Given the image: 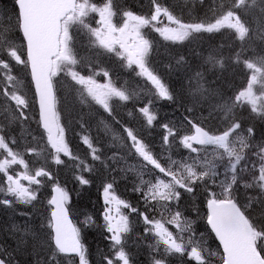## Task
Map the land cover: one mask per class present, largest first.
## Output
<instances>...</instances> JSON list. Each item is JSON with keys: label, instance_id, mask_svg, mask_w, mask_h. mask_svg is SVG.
Instances as JSON below:
<instances>
[{"label": "snow or ice", "instance_id": "snow-or-ice-1", "mask_svg": "<svg viewBox=\"0 0 264 264\" xmlns=\"http://www.w3.org/2000/svg\"><path fill=\"white\" fill-rule=\"evenodd\" d=\"M150 3L154 10L141 15L119 10L114 0H105L103 4L92 0H14L13 13H0V97L4 101L5 121L0 123V174L4 177L0 193L5 196L0 204L9 207L16 202L31 204L38 199L40 185L45 180L52 181L54 195L48 201L51 211L47 218L48 246L52 249L49 264H57L56 257L61 255H74L79 258V264H90L80 229L69 220L67 191L56 182L47 160L32 168L26 159L29 155L38 157L45 150L25 146L20 151V140L13 135L12 125L29 123L32 117L28 111L38 105L37 123L43 130L42 138L46 137L51 161L62 165L65 161L61 157H67L82 173L91 172L93 166L73 154L66 127L61 123L57 78L62 75L70 78L80 86L82 102L90 98L114 120V103L131 101L134 94L114 82L108 69L93 62L85 64L78 58L74 31H86L98 49L115 54L150 83L152 97L137 111L151 127L158 120L153 111L155 103L175 102V93L151 66L153 42L145 30L155 31L173 42L185 41L194 34L231 30L240 48L230 59L240 68L244 80L233 96L221 97L222 103L210 105L213 110L209 111V118L218 121L217 128H206L190 118L200 103L197 100L193 101V107L185 108L182 121L160 125L164 132L163 144L179 143L189 151L187 159H172L171 156L165 159L153 152L138 131L122 125L125 139L130 142L129 149L141 158L145 174L160 175L154 174L149 180L141 177L133 188L141 195L144 211L115 194L114 177L112 182L103 185L104 238L108 241V251L101 252L100 264H133L126 250L127 234L132 231L130 213L142 219L144 233L154 241L150 245L154 249L151 264H169L172 256L186 258L185 264H211L216 253L206 247L202 235L197 236L195 221L178 210L184 195L195 198L200 188L206 198L207 225L223 249L221 264H264V223L258 226L249 214L253 204L264 208V141L254 144L255 129H245L236 115L238 109L248 107L264 118V0H227L218 10L210 8L213 11L210 19L193 23L184 22L158 0H150ZM257 7L259 16L247 19ZM91 14L98 16L95 27L88 22ZM118 15L122 23L114 22ZM162 17L167 23H163ZM257 30L260 35L254 38ZM207 62L214 67H224V60H217L213 54H209ZM18 65L30 72V83L34 85L31 99L16 73ZM99 76L105 77V82L101 83L97 79ZM198 91L203 96V88ZM115 122L120 123L119 120ZM185 128L186 134H181ZM82 141L90 149L92 160H100L99 149L92 140L83 136ZM16 167L22 170L15 171ZM76 179L82 185L91 183L83 174ZM241 185L245 189H257L261 195L249 196L247 203L241 204L237 195ZM215 188L220 191H214ZM174 207L177 210L173 211ZM91 222V217H87L86 223ZM0 264H14V256L7 248L0 250Z\"/></svg>", "mask_w": 264, "mask_h": 264}, {"label": "trees", "instance_id": "trees-1", "mask_svg": "<svg viewBox=\"0 0 264 264\" xmlns=\"http://www.w3.org/2000/svg\"><path fill=\"white\" fill-rule=\"evenodd\" d=\"M92 2L103 4L105 0H92ZM158 2L162 6L168 7L174 15L180 17L184 22L193 23L210 19L213 16V11L218 10L219 6L226 3L227 0H158ZM114 4L121 11L131 10L141 15L150 14L154 10L150 0H114ZM210 8L213 11H210ZM13 11L14 0H0V13L7 12L11 14ZM258 16L259 10L255 8L247 19L254 20ZM96 20L97 15L91 14L88 22L95 27ZM253 27H256L255 23ZM150 31L151 33H148V36L153 42V50L150 55L151 66L155 68L175 93V102L162 101L155 103L153 111L157 113L158 120L154 122L153 126L149 127L144 117L137 111L139 107L147 103L144 97L150 98L151 96L144 94L141 88L146 83L142 84L143 79L141 77L137 80L136 72H130L129 76L132 82L123 85L134 94L135 98L128 102L114 103L115 120L106 112L107 116L105 118L99 116V113H96L95 110V103L90 98L88 101L82 102L80 86L76 85L70 78L62 75L56 81L61 123L66 127V136L69 139L73 154L92 165L93 170L82 173L80 169L75 167V163L71 159L63 156L61 158L65 163L56 165L51 161L47 149L39 156L37 166L39 167L47 160V165L56 177V182L63 186L71 197L69 206L73 218L76 219L81 229L82 240H84L88 249L90 264H100L101 252L108 251V241L104 238L105 228L99 227L100 224H98V221L100 223L101 213H104L105 210V208H102L103 185L112 182L114 177L115 192L121 194L125 200L129 201L134 207L139 208L140 211H144L145 205L141 195L134 192L133 188L139 184L141 177L149 180L154 174L160 175L158 173L145 174L141 158L130 151L129 144L125 142L126 135H124L121 126L126 125L138 131L144 141L151 146L153 152L162 155L165 159L168 156H171L172 159H187L190 153L179 143L163 144L162 136L164 132L160 125L165 122L179 123L182 121L184 115H186L185 108L193 107V101L197 100L200 103L195 106L190 118L201 122L207 128L215 130L218 121L209 118V111L213 110L210 105L222 103L221 97L227 99L233 96L244 80L240 68L237 71L236 66L230 59V55L240 48V43L235 39L232 32L231 34L229 31L194 34L189 41L173 42L165 40L155 31ZM253 35L254 38L258 37L256 34ZM74 39L78 58L82 59L85 64L93 62L102 68L114 70L119 76L131 69L125 66V63L119 57L115 56L113 59L107 52L98 49L92 43L86 31H74ZM202 47L207 50H204L205 55L195 56L194 53H202ZM209 54L215 55L217 60L219 58L223 59L224 67L221 68L219 65L214 67L208 63ZM181 57H183V60L180 59ZM121 65L124 67H121ZM134 79L137 81H134ZM201 87L203 88V96L198 91ZM236 115L242 120L245 129L248 127L255 129L254 144L264 141V118L252 113L248 107L238 109ZM116 120L120 121L119 125L115 122ZM126 120L129 121L126 122ZM30 125H32L31 120L29 123L21 125L24 145L38 147L36 145L38 144V138L35 135L36 125L35 123L31 127ZM186 132L187 129L185 128L181 134H186ZM83 136H88L94 146L99 149L100 160H92L90 149L82 141ZM115 137H121V139H115ZM208 155L210 158V149ZM81 174L89 179L91 183L88 185L80 184L76 176ZM46 185V182L42 183L39 187L38 199L31 204H27L28 207L30 206L29 211L20 209L18 202L14 203L12 207L6 206L10 210V214H13L11 218L12 227L7 230L14 235L16 234L17 238L24 239L25 237L26 239L24 242L19 243L17 239L18 250H15L13 243L4 238L8 235L5 229V226H8L6 222L0 220V242L14 256V264H38V262L39 264H49V259L52 256V249L48 246L50 237H36L34 234L39 235L37 231L30 227H27V229L22 227L37 222H42L43 226L47 227V218L51 208L48 203L42 201L36 204L38 200L46 199L42 194V189ZM48 185L51 187L53 182L48 181ZM213 190L220 191L219 188ZM237 195L240 203L246 204L247 197H257L261 194L257 189H245L241 185ZM175 210L177 209L174 207L173 211ZM178 210L182 211L187 218L195 221L194 228L197 236L202 235L206 247L211 252L216 253L211 259V264H221L220 257L223 255L221 246H219L215 234L211 232L206 222L207 207L203 188L198 189L195 198L185 194L179 203ZM249 214L255 218L258 226L264 223V208L253 204ZM87 217H91V223H86ZM132 223L133 229L127 234L126 250L132 256L133 264H151L154 249L150 245L154 244V241L150 235L144 233L145 225L138 215L132 219ZM13 227L14 231L12 232ZM160 251H163V249L161 248ZM157 258L159 257L157 256ZM56 261L57 264H79L78 257L63 255L57 256ZM185 261L186 258L182 260L179 256L169 257V264H185Z\"/></svg>", "mask_w": 264, "mask_h": 264}, {"label": "rangeland", "instance_id": "rangeland-1", "mask_svg": "<svg viewBox=\"0 0 264 264\" xmlns=\"http://www.w3.org/2000/svg\"><path fill=\"white\" fill-rule=\"evenodd\" d=\"M97 19H98V18H97ZM114 22H116V21H114ZM116 23H118V22H116ZM163 23H167V19H166V18L163 20ZM23 90H24L25 93H27L26 90H25V88H24ZM18 126H19V125H12V127L15 129V131L13 132V135L16 136V137L20 140V144H21V147H20V148H22V147H24L25 145H24V140H23L22 135H19V131L16 129ZM31 126H33V125H30V127H31ZM18 129H19V128H18ZM22 129H23V128H22ZM45 141H46V137H43V138H42V136H41L40 140L37 141L38 144H36V145H38V148L46 150ZM0 176L3 177L2 174H0ZM0 182H2V181H0ZM45 182H46L47 185H46L45 187H43V189H42V194H43V196H45V198H48V201H49V200L51 199V191H52L53 185H52L51 187H49V185H48V181L45 180ZM25 183H27V182L25 181ZM33 187H35V186H33ZM44 200H45V199H44ZM17 204H20V203H17ZM29 207H30V206H29ZM29 207L27 206V207L25 208V210H26V211H29V209H30ZM25 214L27 215L28 213L26 212ZM12 215H13V214H10V210H8L6 206L0 204V220L4 221V223H5V222L7 223V226H8V227L5 226V229H6V230L9 229V228L12 226V224H13V223H12V220H11ZM5 218H6V220H5ZM8 219H9V220H8ZM9 222H10V223H9ZM3 245H4V244H2V243L0 242V250H2V249L4 248ZM143 246H145V245H143Z\"/></svg>", "mask_w": 264, "mask_h": 264}, {"label": "bare ground", "instance_id": "bare-ground-1", "mask_svg": "<svg viewBox=\"0 0 264 264\" xmlns=\"http://www.w3.org/2000/svg\"><path fill=\"white\" fill-rule=\"evenodd\" d=\"M202 49V53H200V54H196V53H194V55L195 56H200V55H205V52H204V50H206V49H204L203 47L201 48ZM207 51V50H206ZM193 55V56H194ZM234 54H231L230 55V57H232ZM221 58H219V60H220ZM236 70L238 71L239 70V67H237L236 66ZM224 85H225V83H223ZM0 181H1V177H0ZM76 195V194H75ZM40 201H42V202H44V203H48V200H47V198L45 199V200H43V199H40V200H38L37 202H36V204H38V203H40ZM38 223V224H37ZM37 223H33V224H31V223H29V224H26V225H23L22 227H24L25 229H27V227L29 228H31V229H33L34 231H37L38 233H39V235L38 234H34L36 237H39L40 236V238L41 237H43V236H49L48 234H49V232H50V230H49V228L48 227H44L43 226V223L42 222H37ZM98 224H99V221H98ZM30 225H33V226H30ZM12 227V226H11ZM99 227H101V226H99ZM11 229V228H10ZM12 232L14 231V227L12 228V230H11ZM45 231H46V234H45ZM7 236L6 237H4L5 239H8L11 243H13V246H14V248H15V250H18V248L19 247H17V239H18V243L19 242H24L26 239H25V237H24V239L23 238H17L13 233H11V232H9L8 230H7ZM81 237H82V234H81Z\"/></svg>", "mask_w": 264, "mask_h": 264}, {"label": "water", "instance_id": "water-1", "mask_svg": "<svg viewBox=\"0 0 264 264\" xmlns=\"http://www.w3.org/2000/svg\"><path fill=\"white\" fill-rule=\"evenodd\" d=\"M53 195H54V193H53ZM53 195H52V196H53ZM68 215H69V213H68ZM69 220L73 223L72 218H70V215H69Z\"/></svg>", "mask_w": 264, "mask_h": 264}]
</instances>
